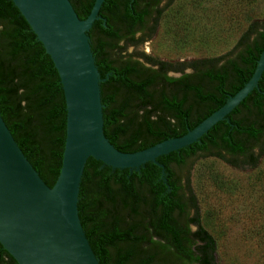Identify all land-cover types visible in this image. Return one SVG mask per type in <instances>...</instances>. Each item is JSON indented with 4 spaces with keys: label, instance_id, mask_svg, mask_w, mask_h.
I'll use <instances>...</instances> for the list:
<instances>
[{
    "label": "trees",
    "instance_id": "trees-1",
    "mask_svg": "<svg viewBox=\"0 0 264 264\" xmlns=\"http://www.w3.org/2000/svg\"><path fill=\"white\" fill-rule=\"evenodd\" d=\"M80 19L94 0H69ZM174 0H103L87 31L100 74L103 133L123 152L183 135L251 77L264 47V16L249 21L226 53L170 64L128 51L150 37ZM185 68L191 71L184 73ZM180 72L179 76L169 72ZM0 115L41 179L62 160L65 102L58 73L12 0H0ZM264 154V70L254 88L198 141L146 162L111 168L89 157L78 216L99 264H214L189 183L191 162L213 156L236 168ZM163 169V172H162ZM0 264H17L0 244Z\"/></svg>",
    "mask_w": 264,
    "mask_h": 264
},
{
    "label": "water",
    "instance_id": "water-1",
    "mask_svg": "<svg viewBox=\"0 0 264 264\" xmlns=\"http://www.w3.org/2000/svg\"><path fill=\"white\" fill-rule=\"evenodd\" d=\"M49 55L65 102V140L56 180L48 186L22 153L0 115V244L17 264H99L77 209L89 157L111 168L138 170L146 162L190 145L254 89L264 70V47L251 77L225 103L183 135L123 152L103 133L100 74L87 31L103 0L80 19L69 0H12ZM185 68L184 73L190 72ZM170 71L169 75L179 76ZM163 172V169H162Z\"/></svg>",
    "mask_w": 264,
    "mask_h": 264
},
{
    "label": "rangeland",
    "instance_id": "rangeland-1",
    "mask_svg": "<svg viewBox=\"0 0 264 264\" xmlns=\"http://www.w3.org/2000/svg\"><path fill=\"white\" fill-rule=\"evenodd\" d=\"M263 16L264 0H174L154 33L128 51L170 64L217 57ZM189 183L201 226L215 241L214 264H264V154L255 167L242 168L197 157Z\"/></svg>",
    "mask_w": 264,
    "mask_h": 264
}]
</instances>
